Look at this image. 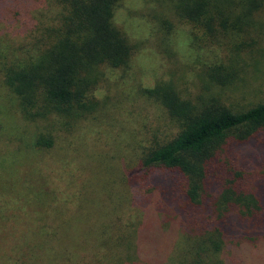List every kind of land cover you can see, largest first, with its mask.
<instances>
[{
  "label": "trees",
  "instance_id": "16d2710c",
  "mask_svg": "<svg viewBox=\"0 0 264 264\" xmlns=\"http://www.w3.org/2000/svg\"><path fill=\"white\" fill-rule=\"evenodd\" d=\"M122 1L50 0L44 24L0 27L21 41L0 55V140L12 147L0 251L26 250L25 264H264V100L234 110L223 97L264 67V0H149L154 42L115 23ZM175 30L211 59L170 52ZM148 45L163 63L142 84L131 62ZM120 103V119L104 118ZM127 135L113 203L94 190V155Z\"/></svg>",
  "mask_w": 264,
  "mask_h": 264
},
{
  "label": "rangeland",
  "instance_id": "374dc122",
  "mask_svg": "<svg viewBox=\"0 0 264 264\" xmlns=\"http://www.w3.org/2000/svg\"><path fill=\"white\" fill-rule=\"evenodd\" d=\"M31 0H21V4H18L16 0H0V27L7 25L17 27L21 21L27 22L30 24H33L34 27H36L37 24H44V18L50 13V0H38L36 3V7L33 9V5H31ZM30 2V3H29ZM31 5V7H29ZM153 6V4L149 3V0H123L116 8L115 11V23H117L118 26H120L128 36L135 39H148L152 42L156 41L159 37V33L157 30L152 27L154 24V19L151 16V13L148 11V8ZM27 9L28 10L27 12ZM25 11V15L21 16L23 12ZM18 12L19 15L16 17H13L12 15ZM14 23V24H10ZM34 29V28H33ZM11 34V33H10ZM14 35V34H11ZM18 42L21 43L20 39L13 36L8 35H1L0 36V55L3 53L6 56H10V53L14 52V49L12 48L14 44ZM151 42V43H152ZM170 52H174L175 55H178L183 61L185 60L186 56L191 57L192 60H199V61H208L211 59L210 54L208 52L202 51L198 54H195V52H192L189 50V46L187 44L186 40V34L183 33L182 30H175L174 34L172 35V41L171 43L166 46ZM148 49L140 50L137 54L134 55V58L132 59V66L133 70H135V76L136 79H138L142 84L146 83L152 77L158 75V70L160 68V65L163 63L157 52V48L153 47L152 45H148ZM155 48V49H154ZM3 52V53H2ZM173 64V63H172ZM261 72L257 70H250L247 75L238 82H234L233 84H230L227 86L224 91L223 97L225 98L226 102L228 100V104L232 107L234 110L238 109H245L246 107L264 100V67L260 69ZM189 77L183 78V83H179L181 88L193 86L192 83L187 85L186 83L190 80H187ZM129 80L123 81L122 87H123V93L125 91H128L130 89V84L128 83ZM1 85V81H0ZM218 89H212V92L216 94ZM232 91V92H231ZM122 93V94H123ZM209 95V94H208ZM212 95V94H210ZM8 105V101L6 98H4V91H2L0 87V111L2 112L0 123L3 125V114H4V107L6 108ZM117 104L113 107H109V111L105 112L104 118L107 117L108 120L115 118L116 120L120 119L118 116V113H120V107L118 109ZM116 107V108H115ZM149 113H156V111L153 112L152 109L149 110ZM160 115V112L157 113ZM101 116V118L103 117ZM126 120L131 123V115L127 116L125 118ZM6 123V122H5ZM159 124V121L158 123ZM9 127V126H8ZM10 128V127H9ZM11 130V129H10ZM4 132H6V127H1L0 135H3ZM81 132V131H80ZM78 132V134L80 133ZM101 135L98 132L94 131V137ZM123 135H126L124 133ZM82 138L84 136H81ZM1 139V138H0ZM117 140V139H116ZM133 140L132 135H127L125 137V141H122V145L114 146L111 145L110 149L111 152H107L106 154H100L94 155V160L96 161L94 167V173H93V180H94V190L95 189H103V192L111 193L112 194V201L114 203V199L117 195V192H115L119 188V182L123 179L124 172H118V164H123L129 160V147L123 146V144L131 143ZM117 143V141H115ZM119 148H125L123 150V155H119L118 150ZM12 147L10 144H7L5 141L0 140V172L2 170H5L4 167H7L8 165L11 166L10 163V155L9 152L11 151ZM108 149V148H107ZM128 149V150H127ZM109 150V149H108ZM107 150V151H108ZM17 157H14L15 160H18V157L23 158V155H16ZM121 159L122 162H118V160ZM3 160H6L3 162ZM18 164V161H16ZM7 164V165H6ZM5 165V166H4ZM122 170V168H120ZM21 171L20 169H18ZM2 174V173H1ZM0 174V178H1ZM99 176V179L96 177ZM8 177L12 178V175H9ZM110 184L111 186H109ZM111 188V189H110ZM110 190V191H109ZM100 195V194H99ZM98 195V196H99ZM117 201V199H115ZM1 197H0V208L1 212L5 215V210L2 211V206L4 205L6 207V210L9 206L7 204H1ZM8 212L6 216L9 214ZM94 214L97 216H100V213L98 211H94ZM2 220L0 217V226H1ZM9 230L11 228L8 227ZM1 232V229H0ZM8 233V231H6ZM107 231H101L100 229L94 230V238L96 236L100 237L101 239L106 236ZM11 235V234H9ZM28 259V255L26 253V250H23L19 247H9L8 251L1 252L0 251V264H25ZM52 261H47L46 264H52Z\"/></svg>",
  "mask_w": 264,
  "mask_h": 264
}]
</instances>
